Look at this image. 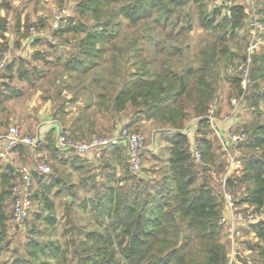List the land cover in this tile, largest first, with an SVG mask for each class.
I'll list each match as a JSON object with an SVG mask.
<instances>
[{
    "label": "trees",
    "instance_id": "16d2710c",
    "mask_svg": "<svg viewBox=\"0 0 264 264\" xmlns=\"http://www.w3.org/2000/svg\"><path fill=\"white\" fill-rule=\"evenodd\" d=\"M185 2L78 0V13L81 16L89 14L92 24L88 27L87 22L81 18L75 20L72 16L62 21L58 33L83 35L78 40L76 55L73 57L72 54L63 66L84 75L99 65V60H94L96 56L109 53L105 54L108 60H104L108 62L107 67L89 79L90 85L97 87L92 98L86 100L68 128L63 126L62 130L75 138L82 137L85 129L92 133L105 131L100 135L108 134L114 130L120 116L129 119L126 126L130 127L135 115L141 120H153L158 128L166 129L168 134L162 135L166 145L156 154L159 159H163V153L166 157L157 172L158 177L144 178L128 169L126 153L120 145L104 148L100 161L95 164L76 154H68L69 149L57 148L54 138L47 136L45 145L52 156L59 155L58 162L64 168L60 169L58 165L47 173L30 168L33 181L31 199L36 205L32 213L35 220L54 227L58 218L52 196L62 190L68 191L70 199L66 198L62 215L63 234L68 237L63 242L58 238L46 242L33 238V249L29 254L42 257L38 264H50L53 259L58 264H232L222 240V226L218 223L224 204L213 186L211 174L222 167L220 155L212 148L207 115L211 108L216 113L219 111L221 82L238 87L241 75H221L220 60L215 58V42L211 47L202 48L199 51L201 59L195 62L139 59L131 62V66L136 67L133 70L125 68L129 49L137 55L140 53L136 43L150 29L146 20L152 18L153 23L165 29L167 20L174 14L171 25L176 26L181 23L179 14ZM222 2L228 5L210 9L198 5L201 6L197 10L201 29L215 28V19L222 9L226 10L221 19L230 33L242 26L246 16L244 5L234 0ZM122 4V7L118 6L121 7L119 11L127 19V26L133 29L129 37L123 32L119 41L117 27L121 24L116 17L117 5ZM154 7L162 14L152 17ZM179 28L190 30V20H182ZM223 47L226 50V46ZM87 60H90L89 64H86ZM25 72L19 69L18 75ZM82 87L87 84L83 83ZM261 94L252 92L248 95L253 97V105ZM63 107L58 105L57 111H63ZM191 117L197 119L194 135L201 155L198 162L192 158L189 139L183 131ZM249 127L246 140L237 148L257 149L260 146L262 151L252 155H242V152L244 172L241 176L227 177V186L230 189L236 183L249 180L252 185L246 188L241 200L260 207L264 206V123ZM24 147L17 145L12 150H23ZM40 147L38 140L36 150ZM110 155H114L115 160L109 159ZM116 165L126 171L123 176H120L121 172L116 173ZM73 171L80 175L77 181L70 180ZM97 177L101 179L98 181ZM17 178L14 169L3 165L0 172V235L6 231L4 208L12 201L10 187ZM38 186L40 188L36 190ZM77 188H83L88 195H76ZM79 210L82 215L78 214ZM251 228L257 242L248 248L254 251V255L251 259L240 258L239 261L241 264H264V219L252 223ZM30 233L35 237L40 234L36 230Z\"/></svg>",
    "mask_w": 264,
    "mask_h": 264
},
{
    "label": "rangeland",
    "instance_id": "374dc122",
    "mask_svg": "<svg viewBox=\"0 0 264 264\" xmlns=\"http://www.w3.org/2000/svg\"><path fill=\"white\" fill-rule=\"evenodd\" d=\"M21 0H1V5L7 9H16L17 6L21 3ZM223 0H200L195 2V0H186L184 5L181 7V13L179 14L180 20H190L191 28L190 30L180 29L178 23L176 26H172L174 14H171L170 18L166 22V28L162 29L160 26L156 25L152 22V18L146 20V24L149 26V31L144 33V36L138 40L136 43L139 49V54L137 55L136 52L129 49L126 53L128 63L125 65L126 70L131 71L136 67L131 66V62H135L139 59L145 60H180L181 63L188 62L192 60L195 62L196 60L201 59V54L199 51L202 48L211 47L212 43H216V60H220L219 62V69L220 73L223 76L235 75L240 74L242 68L244 67V60L248 54L247 46L248 42L251 38L250 34V20L252 15V8L257 12H264V0H234L235 2H239L244 5L246 16L245 20L240 28H237L235 32L230 33L228 31V26L222 21V14L225 12L226 9H222L223 11L221 14H218L215 22L216 27L210 29H201L198 25V18H197V10L201 7L198 5H203V8L210 9L212 7H225L226 3L222 2ZM12 2L14 5H12ZM78 0H28L24 3V11L26 14L42 12L44 14V18H48L51 22L53 18V13L55 10L58 9H65V13L63 16V20L67 18V16H72L74 19H82L87 22L88 27L92 24V20L89 14L81 16L78 13ZM252 2V4H251ZM11 4V5H10ZM126 4V3H123ZM117 5L118 13L116 19L120 22V26L117 27V30L120 32L118 36V40H121V35L125 32L128 35L133 29L132 27L127 26L125 23L127 19L123 16V12L119 11V9L123 6ZM121 6V7H118ZM218 7V8H219ZM178 7L175 8L178 11ZM152 17L156 16L157 14H162L161 11L157 10V7L151 9ZM30 18V17H29ZM31 19V18H30ZM47 19V20H48ZM33 25L36 28L37 32H43L42 25L38 18L35 17ZM62 20V21H63ZM26 22H29L26 19ZM42 22V21H41ZM261 22L263 27L258 34L259 41L256 45L257 51H251L249 55L250 63L248 65V73L246 78V82L244 84L240 83V85L234 86L230 82H221L219 92L220 94V107L218 113H216L213 109V115L216 119H220L222 116H230L237 112L239 121L228 129V132H235L239 129L243 128L244 130L250 129L249 125L251 124H262L264 123V15H261ZM41 25V26H40ZM62 25V22H61ZM60 25V26H61ZM50 26V24H49ZM29 28V27H28ZM40 29V30H39ZM27 34V35H26ZM26 38H34L40 36V40L38 41L37 46H34L35 50L31 53L26 51L27 57L24 56V49L17 47L8 48L7 46L1 45L0 46V56L4 53L7 56V60L10 57H14V60H23L20 61L18 65L15 66L14 74L15 77L9 78V82H16L23 84V91H21L20 96L16 99L10 101L9 106L12 108L17 109V113L21 114V116L25 115L28 110L26 107L34 106L38 103L37 97V90L35 86H40L43 94H51L53 96L55 105H63L66 110H68V116L66 119L70 122L74 117V112L78 111L80 104L83 102L85 103L86 100L91 99L93 96L94 91L97 89L95 85L91 86L89 79L95 73L99 72L101 69L103 70L107 63L104 60H108L106 58L105 53L104 55H98L94 60H99V65L90 69L86 74L81 75L77 73L75 70H70L63 63L65 60L69 59L71 55L74 57L77 52L78 40L81 38L82 33H63L60 34L56 32V42L51 43L42 35H34L30 34L29 30L26 31ZM129 37V36H128ZM123 39V38H122ZM126 40V38H125ZM123 42V40H122ZM223 46H226V50H224ZM37 48V49H36ZM224 50V51H223ZM11 51H13L11 53ZM174 52V53H169ZM23 55V58L20 59ZM171 54V55H170ZM39 56V57H38ZM83 56V55H82ZM20 57V58H19ZM58 57V58H57ZM81 57V56H80ZM104 61V62H103ZM179 61V62H180ZM86 64L90 63V60L86 61ZM105 63V64H104ZM82 65V64H81ZM80 66V65H79ZM22 68L26 70L25 73L31 74L34 69L38 68L40 70H45L43 77L35 82L33 86H31L30 82H32V77H29L25 73L23 74V79H18V70L16 68ZM34 68V69H33ZM124 67H122L123 69ZM228 68L232 69V72L228 71ZM81 77L82 80L81 81ZM20 80V81H19ZM86 83L87 87H82V84ZM89 83V84H88ZM64 85V86H62ZM60 90L59 93L57 91ZM244 90V93H243ZM256 93L259 94L262 92L261 96L259 95L256 98V105H253L254 102L253 97H249V94ZM229 95V96H228ZM241 96V97H240ZM70 98V99H67ZM67 101V102H66ZM81 102V103H80ZM39 105V103L37 104ZM39 107V106H37ZM242 108V109H241ZM241 109V111H240ZM73 110V111H71ZM240 111V112H239ZM70 112H73L72 114ZM70 113V114H69ZM124 117V115L120 116L119 119ZM135 115L132 116L134 119V124L128 127L130 130H134L140 133L144 137L143 146L140 148L141 153L144 152V149L147 145L151 143L153 140V134L155 131H165L166 129L158 128L156 123L153 120H141V117L136 118ZM194 117H191L188 120V124ZM121 123L119 120L117 125ZM14 124V123H13ZM126 126V123H122ZM17 125V124H16ZM116 125V126H117ZM216 125V124H215ZM246 127H245V126ZM127 127V126H126ZM21 129V128H20ZM24 130V129H21ZM29 132L33 133L32 131L28 130ZM105 133V131H102ZM101 132V133H102ZM224 133L223 130H221ZM225 132L224 134H227ZM99 133L100 132H95ZM67 134V133H66ZM92 134V132L84 130V135L82 137H86ZM68 135V134H67ZM74 136V135H68ZM81 136V135H78ZM209 137L212 140V148L215 149V152L219 154V159L221 161L222 170L219 171H212V183L214 188L216 189L217 193L220 192V180L219 176L221 177L223 174V170L225 169L227 162L222 157L221 146L219 144V140L216 138L215 134L210 131ZM78 138V137H77ZM158 144L160 146H165L166 144L164 141L159 140ZM161 150L163 149L160 148ZM239 152V159L240 164L239 166H232V172L228 175L231 176H241L244 172V161L241 158L242 155H252L262 151V148L255 149L249 148L248 146L237 148ZM71 153L69 150L68 154ZM164 155V153H163ZM160 157L157 156H149L146 160H143V156L141 155V165L144 163L146 167L152 171L151 174H155L154 177H158L157 172L161 170L163 166V159H159ZM100 161V160H98ZM31 162H35V164L39 162H45L49 165L50 171H53V168L59 165V162L56 156H52V158H45L37 161L29 160L25 158L21 160L18 164H15V168L25 165H30ZM60 166V167H59ZM58 168H64L59 165ZM3 168V167H2ZM66 168V167H65ZM119 172H121L120 176H123L126 171L122 167H118ZM142 169V168H141ZM140 169V170H141ZM124 172V173H123ZM140 172V171H139ZM73 178L70 180L77 181V176H72ZM35 184V183H34ZM252 184L249 180H243L241 183H236L232 186L229 190L232 193L234 199L236 200V208L239 210H249L252 212H258L264 214V206L256 207L249 201L241 200L243 198L244 192H246V188L250 187ZM5 188L9 189L8 185H5ZM40 187L36 190H38ZM56 188V187H55ZM52 189V192L55 190ZM0 191H1V181H0ZM83 188H77L75 192H78L76 195H88L84 193ZM93 192V191H92ZM91 192V193H92ZM90 193V195H91ZM51 194V193H50ZM68 191L62 190L57 196H52L54 201L55 210L54 213L58 218V223L54 226L46 225L42 220H35L33 217L32 211L29 212V215L19 224H12V227H7L5 233L3 232L0 235V264H38L42 257L35 254H29L30 250L33 249L32 239L36 238V240L46 242L48 239H57L58 241L63 242L68 236L63 234V211H64V202L66 198L70 196ZM11 196V195H10ZM36 206V205H35ZM76 208V205H74ZM6 213L5 224H11V203L9 202L8 206L4 208ZM78 214H81V211H77ZM31 213V214H30ZM83 216H85L83 214ZM85 221V220H84ZM86 222H89L86 220ZM252 223L247 224H240L241 235L236 238V244L234 243V247L232 249V243L228 241L226 237V232L222 227V240L226 244L227 252L229 255V263L232 264H241L239 259H251L252 255H254V251H251L248 246H253L257 242L256 235L252 231L251 228ZM15 225V226H14ZM39 232V236L31 234L30 231ZM233 250V253L232 251ZM50 264H58L56 260H51Z\"/></svg>",
    "mask_w": 264,
    "mask_h": 264
},
{
    "label": "built area",
    "instance_id": "2783aa9c",
    "mask_svg": "<svg viewBox=\"0 0 264 264\" xmlns=\"http://www.w3.org/2000/svg\"><path fill=\"white\" fill-rule=\"evenodd\" d=\"M252 4V2H251ZM251 20L249 23L251 38L248 42L247 51L250 54L255 50L259 41L258 34L261 31L263 24L261 22V15H259L252 8ZM65 9L61 8L55 10L51 24L45 32H37L36 27L31 25L28 30L30 34L42 35L51 43L56 42V32L59 29ZM32 38H29L31 40ZM28 40V41H29ZM247 54L244 60V67L241 71L240 83L246 82L248 65L250 63L249 55ZM7 56L3 53L0 56V69L6 64ZM229 72H232L231 68H228ZM244 93V90H243ZM241 97V96H240ZM223 119L228 120V116H224ZM208 124L210 129L219 140L221 146L222 157L226 160L227 165L223 170V174L220 177V196L223 199L224 209L218 223L224 228L228 241L232 243V249L234 243L236 244V238L241 235L240 224L255 223L261 219H264V214L258 212H252L249 210H239L236 208V201L227 186V177L232 172V166H239L240 155L237 150V146L246 140L247 132L243 128L238 131L231 132L229 134H223L217 127V119L213 115V108H211L207 115ZM197 126V119L193 118L190 123L183 129L189 139L190 151L192 158L195 161L200 160V151L195 141V130ZM243 136V138H241ZM0 157L6 156L17 145L25 146L30 152H35L39 137L37 134L31 133L28 130H21L18 125L10 123L6 126L0 124ZM144 137L134 131L130 130L123 124L117 125L114 130L108 134L92 133L86 137H71L68 136L62 128L59 129L55 145L61 150H71L77 155L90 153L93 160L97 161L101 159L103 149L113 145H119L124 143L126 146V157L128 160V169L133 174H138L141 165V150L143 146ZM34 169L41 173H47L50 171V167L45 162H39L34 165ZM18 173V178L10 187L11 195V221L12 224L21 223L28 215L30 211H33L35 204L32 202V177L28 166L21 165L15 169ZM233 253V250H231Z\"/></svg>",
    "mask_w": 264,
    "mask_h": 264
},
{
    "label": "crops",
    "instance_id": "0c3cea01",
    "mask_svg": "<svg viewBox=\"0 0 264 264\" xmlns=\"http://www.w3.org/2000/svg\"><path fill=\"white\" fill-rule=\"evenodd\" d=\"M25 1H28V0H21L20 1L21 3L17 6L16 9L4 8L2 7L1 2H0V46L4 45V46H7L8 48L15 47V49L17 47H20L22 49L25 48L24 56L27 57L26 51L28 50V53L31 55L33 50H35L34 46H37L36 44H38V41L40 40V38H42L40 36L34 37L31 40H29V38H26V35H27L26 31L28 29L27 24L29 23L33 24V21L35 20H31V19H34L35 17H37L38 21H40V24L42 25L41 29L43 30V32H45L49 28V24H51V22L48 18H44L45 16L42 12H36L35 14L34 13L26 14L24 11ZM12 5H14L13 2H12ZM244 10H245V7H244ZM26 19H28L29 22H26ZM254 51H257V47L255 48ZM12 52L13 51H11V53ZM20 57L23 58V55ZM13 58L14 57H10V59L6 61L5 66H3L0 69V123H2L5 126L10 123H14V124H17L19 128L21 129L32 131L34 134H37V136L39 137L40 145H41L40 149L38 151L36 150L34 153L30 152L28 149L24 147L23 150L17 148V149L11 150L3 158L0 157V172L3 169L2 168L3 165L5 166L6 164H9V166L12 169H14V172L16 173L15 171L16 168L14 167L16 166L15 164L19 165V162H21V160H24L25 158L29 160H33V161L41 160L42 158L43 159L52 158V155L50 154L49 149L45 145V138L47 136H50L54 138V143H55L56 136H57L59 129L63 128V126L64 127L66 126L68 128L70 122L66 119V117L68 116V113H67L68 110H66L65 107H63V111L61 110L60 112H58L57 106L55 105V102L53 98L51 97L52 95L43 94V91L40 87L41 85L35 86L37 90L36 92L37 95L35 97H37V101L39 105H37L38 103L34 106L28 105L26 107L28 112H26L25 115L21 116V114L17 113L16 108H12L9 106V104H7L10 101L16 99L18 96H20L21 91L24 90L23 89L24 86L22 83H16V82L14 83L13 81L12 82L8 81L9 78L16 76L14 74L15 66L18 65L20 61H23V60H14ZM19 69H22V68L20 67L16 68V70H19ZM44 73H45V70H40L36 68L33 70L32 76L31 74H28V73H25V74L28 75L29 77H32L31 78L32 82H30V84L31 86H33V84L38 79L40 81ZM17 78L25 80L23 75L22 76L17 75ZM33 80H35V82ZM67 99H70V98H67ZM84 104L85 103L83 102L80 104L78 111L80 110V108H82ZM57 113H61V114H57ZM70 113L72 114L73 112H70ZM77 114H78L77 111L74 112V117H76ZM224 116H222L220 119H217L216 125L220 131L223 130L225 133V132H228V129L234 126L239 121V117H238L237 112L234 113L233 115H230L228 120L223 119ZM128 120L129 119L127 117H122L120 119L121 123H119L118 125H121L122 123H127ZM61 121H63V123ZM229 133L231 132H228L227 134ZM163 134H168V132L166 131H158V132L155 131L154 132L153 140H151V143L147 145L144 149V156L142 152L144 161L149 156H156V154L161 151L160 148L163 146H160L158 144L159 140L164 141V143L166 144V141L163 139V136H162ZM1 143L2 142L0 140V145ZM119 145L124 148L125 153H126L127 150H126V146L124 145V143H121ZM69 154H75V153L71 151V153ZM58 156L59 155L56 156L57 160L60 158ZM78 156H80L81 158L87 161L91 160L96 164L95 160L92 159L90 153H85V154H81ZM61 157L65 158L66 155H62ZM157 157H160V156H157ZM165 157H166V154L164 153V155H162V158L164 159ZM108 158L111 160H115L114 155H110L108 156ZM66 160L68 161V159ZM28 167L29 169L31 167L34 168V162H31L30 165H28ZM118 167L119 166L116 165L115 170L117 174H119ZM141 168L142 169L138 173L139 176H142L144 178H150V177L155 176V174H151L152 171H150L149 168L146 167L144 163L142 164ZM76 172L77 171L72 172L73 176H77V177L80 176ZM16 174L18 176V173ZM8 226L13 228L12 223L8 224L7 227Z\"/></svg>",
    "mask_w": 264,
    "mask_h": 264
},
{
    "label": "water",
    "instance_id": "95a60500",
    "mask_svg": "<svg viewBox=\"0 0 264 264\" xmlns=\"http://www.w3.org/2000/svg\"><path fill=\"white\" fill-rule=\"evenodd\" d=\"M182 86V78H181V80H180V87ZM7 165V168H9L10 170H12V168L9 166V164H6ZM69 199H70V197H69ZM148 264V263H147Z\"/></svg>",
    "mask_w": 264,
    "mask_h": 264
},
{
    "label": "clouds",
    "instance_id": "9594fccd",
    "mask_svg": "<svg viewBox=\"0 0 264 264\" xmlns=\"http://www.w3.org/2000/svg\"><path fill=\"white\" fill-rule=\"evenodd\" d=\"M259 15H264V12H260L258 13ZM241 138H243V136H241ZM101 178L100 177H97V180L99 181Z\"/></svg>",
    "mask_w": 264,
    "mask_h": 264
}]
</instances>
